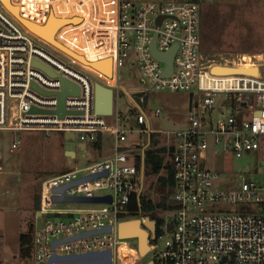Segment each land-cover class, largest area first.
I'll use <instances>...</instances> for the list:
<instances>
[{
	"label": "built area",
	"instance_id": "2783aa9c",
	"mask_svg": "<svg viewBox=\"0 0 264 264\" xmlns=\"http://www.w3.org/2000/svg\"><path fill=\"white\" fill-rule=\"evenodd\" d=\"M8 1L17 17L0 4V131L44 136L56 132L85 148L97 135L108 134L114 141L110 157L40 181L34 218L44 221L33 228L28 264H47L52 255L64 259L51 264L101 260L103 257L80 256L105 250L109 251L108 264H131L135 258L125 239L129 228L121 233L119 225L133 222L135 216L126 211V205L132 194L141 197L146 174L144 147L156 140L164 141L152 149H164L158 176L166 177L169 170L172 183H160L168 193L167 209L152 213L160 223L146 215L137 216L150 264H264V158L256 161L255 169L249 165L238 169L237 184L230 190L214 186L219 174L205 164L213 154L235 159L264 155V75L258 72L264 68V56L247 57L254 67L245 68L239 67L245 63L240 61L242 57L236 59L237 67L203 56L197 28L199 6L206 0L138 4L128 0ZM50 17L66 21L53 35L55 43L79 55L85 64L30 33L19 21L44 26ZM151 43L157 54L175 48L166 76L162 74L166 65L153 57ZM100 61H108V76L84 69L90 67L87 63ZM125 61L139 72L136 88L127 97L132 107L130 127H125L126 117L112 107V101L110 115L93 112V85L110 89L113 99L118 71ZM61 80L77 88V94L63 97L59 117L55 112ZM151 90L187 94L186 126L166 132L147 127L142 108ZM158 114L154 108L150 115ZM127 135H134L135 140L123 146ZM18 144L13 140L9 151ZM95 175L99 176L55 192ZM54 197H108L109 202H55ZM238 204L256 209L228 212L214 207ZM61 205L66 207L58 208ZM123 216L127 218L120 219ZM105 227L107 232L78 237ZM62 239L67 240L51 245Z\"/></svg>",
	"mask_w": 264,
	"mask_h": 264
},
{
	"label": "rangeland",
	"instance_id": "374dc122",
	"mask_svg": "<svg viewBox=\"0 0 264 264\" xmlns=\"http://www.w3.org/2000/svg\"><path fill=\"white\" fill-rule=\"evenodd\" d=\"M128 1L138 4L166 0ZM7 10L13 13L11 10ZM64 23L66 22H62L61 25ZM197 35L203 56L211 59L214 63L227 61L238 67L236 59L242 57L240 61L245 63H241L242 66L239 67H254L247 57L264 56V0H206L199 6ZM57 48L62 51L59 47ZM49 51L51 50L49 49ZM63 53L66 54V52ZM72 58L76 59L77 57ZM58 59L60 58L58 57ZM76 60L82 63V61ZM99 63L103 65L102 61ZM101 67L104 66L95 65L89 69L85 66L84 69L92 71V68H95L104 73L105 71ZM258 72L264 75V68H258ZM104 74L108 76L109 72ZM138 79L137 68L125 61L123 67L118 71L117 88L112 99V107H117V111L126 117L125 127L133 126V120L129 114L132 107L127 104V97L131 90L136 88ZM154 108L159 111L157 117L150 115ZM187 109L188 96L186 93L151 90L146 94L142 113L149 129L166 132L186 126ZM102 136L101 156H109L113 152V138L108 134ZM13 140L19 141L18 147L9 151V145ZM134 140V135H127L125 142L121 145H128ZM163 142V140L149 142L144 147L145 153L152 151ZM76 145V140L64 139L62 134L56 132L44 136L39 132L15 134L0 131V264H28L31 262V247L29 257H19L18 237L20 234H27L29 226H31L30 234H32L33 228H39L44 221L43 219L36 220L33 214L35 209L33 197L38 193L40 181L63 171L83 168L98 157V154L92 152L88 147L83 152L79 151ZM65 150L75 153V158L64 155ZM136 153L142 155L139 150ZM262 158L264 155L261 154H256L254 157L251 154L242 155L239 159L213 154L208 155L205 164L209 166V169L219 174V180L214 186L230 190L237 184L238 169L245 165L255 169L256 161ZM256 171L259 172L260 169L256 168ZM157 177L158 174H145V185L139 193L144 200L157 202L166 197L165 188L161 187ZM65 207V205L58 206V208ZM214 207L215 210L222 209L228 212L236 210L247 212V209H256L254 205L248 204ZM121 218H127V216ZM132 221V223L124 221L119 225L121 233H125L129 228L125 239L129 242V248L135 258L131 264H150V254L142 255L137 249V237L132 229L138 225L137 216L133 217Z\"/></svg>",
	"mask_w": 264,
	"mask_h": 264
},
{
	"label": "water",
	"instance_id": "95a60500",
	"mask_svg": "<svg viewBox=\"0 0 264 264\" xmlns=\"http://www.w3.org/2000/svg\"><path fill=\"white\" fill-rule=\"evenodd\" d=\"M0 4L3 6L2 2L0 1ZM4 7V6H3ZM5 8V7H4ZM5 10L10 13L6 8ZM11 14V13H10ZM13 15V14H11ZM14 17H17L15 15H13ZM20 23H22V21L19 19ZM159 21V19H158ZM22 25H24L22 23ZM25 27V26H24ZM26 28V27H25ZM174 47H172L167 53L165 54H157L154 52L153 50V44L151 43L150 45V50L151 53L153 55V57L157 60L163 61L164 64L166 65V69L165 71L162 73L164 76L168 75L170 72V60H171V55L174 51ZM83 61V60H82ZM83 64H85V62H82ZM34 66L38 67L39 69H41L42 71H44L47 74H50L44 67L34 63ZM92 67V66H90ZM96 71H99L98 69L92 68ZM229 70L226 69H217L216 72H228ZM109 74H110V70H109ZM77 94V88L73 87L70 83H68L65 80H61V91L59 94H57V98H58V109L55 112L56 116H62L63 115V97L65 95H76ZM111 101H112V97H111V90L104 88L98 84H94L93 85V112L94 114L98 115V116H108L111 114ZM30 112H34V110H30ZM63 138L66 139L67 135L63 134ZM72 140V137L69 138ZM64 155H66L69 158H74V153L73 152H69V151H65ZM99 175H95V176H89L86 178H82L78 181H75L71 184L66 185L65 187L56 189L55 192L61 193L62 190L66 187H70L79 183H84L87 182L95 177H97ZM53 201L55 202H59V201H63V202H84V203H108L109 202V198L108 197H104V198H63V197H54ZM52 215L47 214V217H51ZM54 217H57V214L53 215ZM60 217H63L64 215L61 214L59 215ZM133 232L136 234L137 237V249L138 252L141 253V238H142V242H143V247L146 248L145 246V233L143 231H141L139 228L137 227H132ZM109 230L108 227L99 229V230H95V231H90L87 233H83L78 235V237H82V236H87L93 233H98V232H107ZM71 239V238H70ZM67 239H62V240H57L52 242V246L63 242ZM144 254V252H143ZM142 254V255H143ZM80 257L84 258V257H103V259L101 260H94V261H89V262H84V263H78V264H108L109 263V251L105 250L102 252H97V253H91V254H85V255H81ZM64 258H60V257H55L54 255H52L48 261L47 264H51V262L53 260H62ZM224 259H222L223 261Z\"/></svg>",
	"mask_w": 264,
	"mask_h": 264
},
{
	"label": "trees",
	"instance_id": "16d2710c",
	"mask_svg": "<svg viewBox=\"0 0 264 264\" xmlns=\"http://www.w3.org/2000/svg\"><path fill=\"white\" fill-rule=\"evenodd\" d=\"M88 148L99 155L100 148H101V136L97 135L96 140L93 144L88 146ZM164 152L163 148L157 149L155 151H150L144 153V156L142 158V163L145 168L146 174L149 175H157L159 172V169L161 167L162 163V157L161 154ZM139 159L136 158L135 162L138 164ZM157 181L164 186H171V173L168 170L167 176L162 177L158 176ZM168 193L166 192V197L163 199H160L157 202H150L145 201L142 197H136L135 195H131L129 197L128 204L126 205V211L131 216H141L146 215L150 219H155L156 223H160L161 220L159 217H155L152 215V213H155L157 211L164 212L167 209V206L165 204V201L167 199ZM33 200L35 202V209L37 207V194L33 197ZM34 209V210H35ZM27 234H20L18 237L19 242V249L18 254L20 258H27L30 256V240H31V226L28 228Z\"/></svg>",
	"mask_w": 264,
	"mask_h": 264
},
{
	"label": "crops",
	"instance_id": "0c3cea01",
	"mask_svg": "<svg viewBox=\"0 0 264 264\" xmlns=\"http://www.w3.org/2000/svg\"><path fill=\"white\" fill-rule=\"evenodd\" d=\"M7 4L9 5L10 8L13 9V11H12L13 14L15 16H17V10L13 6H11L9 4V1L8 0H7ZM22 22H23L24 26L29 31L37 34L38 35L37 37L41 38L46 43H52L53 45H55V46L59 47L60 49H62V51L66 52L67 54L72 55L75 58L77 57L76 59L82 61V59H81V57L79 55H76V54L72 53L71 51H69V50L61 47L60 45H58L57 43H55V41L53 40V35H54L56 29L61 25L62 22H66L65 20H56V19H53V18L50 17L48 19L47 23L44 26L34 25V24H32L30 22H27V21H24V20H22ZM82 62H84V60ZM102 62H103V65H101L99 62H91V63H87V64L89 66H92V67L95 66V65H97L98 67L99 66H104V67H101V69H103L105 71L104 73L109 72V63L107 61H102ZM87 68L89 69V67H87ZM76 148L79 151L82 150L83 152H85V150H86V148L83 145L78 144V143L76 145ZM102 148H103V136L101 135V148H100V153H99L98 157L96 158V160L105 159V158L110 157V155L109 156H101V154H102ZM65 151H69V150H65ZM75 156L76 155L74 153V158H75ZM33 214H34V212H33Z\"/></svg>",
	"mask_w": 264,
	"mask_h": 264
},
{
	"label": "bare ground",
	"instance_id": "6f19581e",
	"mask_svg": "<svg viewBox=\"0 0 264 264\" xmlns=\"http://www.w3.org/2000/svg\"><path fill=\"white\" fill-rule=\"evenodd\" d=\"M1 2H2V4L7 8V9H9V10H11V11H13V9L12 8H10L9 7V5L7 4V0H0ZM15 8V7H14ZM16 9V8H15ZM11 13V12H10ZM11 14H13V13H11ZM14 15V14H13ZM22 21V20H21ZM23 23V22H22ZM30 33H32V34H34L35 36H38L37 34H35V33H33V32H31L30 31ZM64 52V51H63ZM67 54V53H66ZM67 55H69V56H72V55H70V54H67ZM73 57V56H72ZM102 74H104L103 72H101ZM105 75V74H104ZM132 226V225H131ZM146 246V245H145ZM141 254H143V252H144V254L146 255L147 254V247L145 248V247H143V242H142V238H141ZM143 254V255H144Z\"/></svg>",
	"mask_w": 264,
	"mask_h": 264
}]
</instances>
